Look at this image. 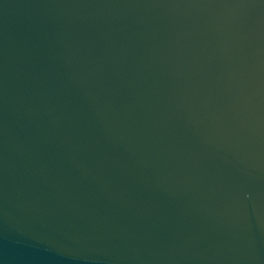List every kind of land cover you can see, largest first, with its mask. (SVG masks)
Wrapping results in <instances>:
<instances>
[{
    "label": "water",
    "instance_id": "1",
    "mask_svg": "<svg viewBox=\"0 0 264 264\" xmlns=\"http://www.w3.org/2000/svg\"><path fill=\"white\" fill-rule=\"evenodd\" d=\"M0 264H264V0H0Z\"/></svg>",
    "mask_w": 264,
    "mask_h": 264
}]
</instances>
